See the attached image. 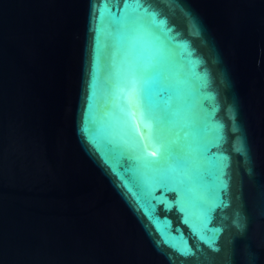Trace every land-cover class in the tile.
<instances>
[{"label": "water", "instance_id": "obj_1", "mask_svg": "<svg viewBox=\"0 0 264 264\" xmlns=\"http://www.w3.org/2000/svg\"><path fill=\"white\" fill-rule=\"evenodd\" d=\"M0 264H264V0H0Z\"/></svg>", "mask_w": 264, "mask_h": 264}]
</instances>
